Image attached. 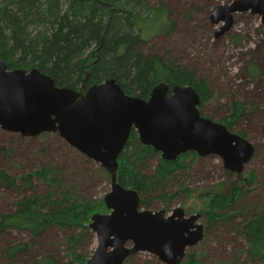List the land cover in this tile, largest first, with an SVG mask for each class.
Here are the masks:
<instances>
[{
    "label": "trees",
    "instance_id": "16d2710c",
    "mask_svg": "<svg viewBox=\"0 0 264 264\" xmlns=\"http://www.w3.org/2000/svg\"><path fill=\"white\" fill-rule=\"evenodd\" d=\"M167 2L0 0V60L5 61L10 70L37 68L50 76L58 87L83 95L92 86L111 79L127 95L143 100H148L152 91L161 85L168 86L170 93L178 86L190 85L201 97L199 110L205 117L202 108L214 98L209 81L176 60L158 52L144 51V46L154 36L173 34L178 29V23L169 18ZM186 17L190 19L191 12L186 13ZM247 74L256 79L262 71L253 63L247 68ZM247 114L246 105L232 98L227 115L217 122L234 132ZM239 135L247 139V134ZM30 140L35 141L30 150L0 148V155L8 152L14 163L8 169L0 165V191H21L22 194L10 210L0 209V251L7 264H18V257L30 250V244L14 240V233L39 239L50 229L57 228L89 236L92 217L108 212L103 199L86 198L81 186L83 181H95L99 171L109 178L105 169L75 151L57 134H43ZM188 158L195 160L198 155L191 152L176 162H167L154 148L143 145L137 132L132 130L118 160V181L140 194V209L151 207L152 196L159 195L170 202L176 194L167 193L168 181L177 173L187 171ZM26 159L43 161L38 168L27 172L22 168ZM153 159L158 163L151 169ZM226 173L228 182L195 190L191 208L204 210L210 226L221 221L233 226L234 232L248 245V257L259 258L264 264L263 206L248 204L250 194L242 186L254 184L257 176L253 172L244 178V173L234 174L229 169ZM232 175L237 177L234 182L229 181ZM40 185L45 188L43 194L39 192ZM183 191L193 192L186 187ZM70 240L76 246L84 237L71 236ZM241 253L239 249V253L231 255L230 262L220 261L241 264ZM73 255L77 264L88 261L84 256ZM208 258L204 251L196 252L192 248L184 264H209ZM134 259L130 257L125 264H132ZM37 264H56V260L48 256Z\"/></svg>",
    "mask_w": 264,
    "mask_h": 264
},
{
    "label": "water",
    "instance_id": "95a60500",
    "mask_svg": "<svg viewBox=\"0 0 264 264\" xmlns=\"http://www.w3.org/2000/svg\"><path fill=\"white\" fill-rule=\"evenodd\" d=\"M251 13L264 24V0H235L215 7L216 37L234 25L237 14ZM201 97L190 85L156 87L148 100L127 95L114 80L92 86L85 95L58 87L35 68L10 70L0 60V129L24 138L57 134L71 148L99 164L111 177L104 197L109 214H95L90 224L98 246L86 264H125L140 253L162 264H183L187 251L205 239L201 214L183 209L142 210L140 194L118 181L119 157L132 130L140 142L163 160L176 162L187 153L220 158L226 169L242 174L256 154L255 146L222 123L201 115Z\"/></svg>",
    "mask_w": 264,
    "mask_h": 264
},
{
    "label": "rangeland",
    "instance_id": "374dc122",
    "mask_svg": "<svg viewBox=\"0 0 264 264\" xmlns=\"http://www.w3.org/2000/svg\"><path fill=\"white\" fill-rule=\"evenodd\" d=\"M233 1L235 0H168L166 8L170 11L169 18L178 23V29L173 34L161 33L154 36L144 46V51L158 52L176 60L181 65L197 71L199 76L209 81L214 98L202 108L205 117L216 122L225 117L232 98L246 105L248 114L233 133L247 134V139L257 148L254 158L243 172L244 178L254 172L257 180L254 184L246 183L242 186L249 191L250 195L246 200L248 204L263 206L264 210V24L261 17L253 16L251 13L237 14L233 27L217 38L216 34L220 31L222 24L211 23V11L217 6L227 5ZM188 12L192 14L190 19L186 17ZM253 63H256L262 71L256 79L247 74V68ZM30 139L35 138H24L0 129V148L30 150L35 144V141ZM55 154L59 156L58 151ZM11 159L8 152L1 153L0 165L8 169L14 164ZM42 161L31 162L26 159L22 168H25L27 172L31 169L35 170ZM157 163V159H153L151 169H154ZM187 164L189 166L187 171L177 173L168 181L167 193L176 194V197L168 202L159 198V195L152 196L149 199L151 207L142 210L153 212L165 210L168 215H171L177 209H183L187 217L201 214L202 218L199 222L206 227L205 241L194 250L204 251L209 257V264H222L221 259L224 262H230L231 255L239 253V249L242 251L241 264H262L259 258L248 257L246 254L248 245L239 234L234 232L233 226L223 221L210 226L204 210L191 208L195 190L210 188L226 180L228 182L222 160L212 156L198 157L195 160L188 158ZM97 173L99 176L95 181L88 180L85 183L82 180L84 183L81 184L86 193L85 197L94 201L104 200L111 190L110 175L108 174V178L101 171ZM236 178L232 175L229 181L234 182ZM185 187L193 192L190 194L184 192ZM39 192L42 194L45 192L42 185L39 187ZM21 196V191H0V209L10 210L13 203ZM188 198L192 199L188 200ZM109 213L108 210L104 214ZM71 236H81L84 240L74 246L70 240ZM13 238L16 242L30 244L28 253L18 257V264H37L40 259L48 256L55 259L56 264H77L74 262L73 253L89 260L98 246L97 236L92 231L91 235L83 236L80 232L72 233L55 228L47 231L39 239L22 233H14ZM134 257L132 264H157V262L162 264L157 258L147 253H140ZM0 264H7L1 251Z\"/></svg>",
    "mask_w": 264,
    "mask_h": 264
}]
</instances>
